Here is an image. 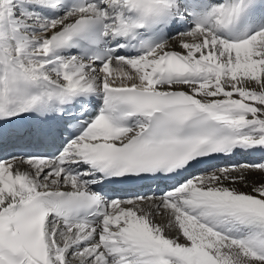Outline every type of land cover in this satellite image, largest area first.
<instances>
[{"label":"snow or ice","instance_id":"obj_1","mask_svg":"<svg viewBox=\"0 0 264 264\" xmlns=\"http://www.w3.org/2000/svg\"><path fill=\"white\" fill-rule=\"evenodd\" d=\"M0 264H264V0H0Z\"/></svg>","mask_w":264,"mask_h":264},{"label":"bare ground","instance_id":"obj_2","mask_svg":"<svg viewBox=\"0 0 264 264\" xmlns=\"http://www.w3.org/2000/svg\"><path fill=\"white\" fill-rule=\"evenodd\" d=\"M244 156H245L246 159H250L251 161L254 160V159H258V157H256V156H246V155H244ZM234 158H235V160L232 161L233 163H237V162H240L241 160H243V158L241 157V155H237ZM225 163H227V161H223V165ZM244 190H246V189H244Z\"/></svg>","mask_w":264,"mask_h":264},{"label":"rangeland","instance_id":"obj_3","mask_svg":"<svg viewBox=\"0 0 264 264\" xmlns=\"http://www.w3.org/2000/svg\"><path fill=\"white\" fill-rule=\"evenodd\" d=\"M243 162H248V161H243Z\"/></svg>","mask_w":264,"mask_h":264}]
</instances>
